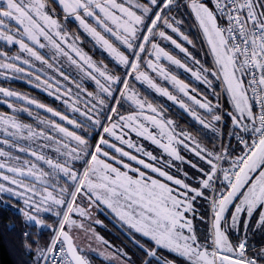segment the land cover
I'll list each match as a JSON object with an SVG mask.
<instances>
[{
    "label": "snow or ice",
    "instance_id": "snow-or-ice-1",
    "mask_svg": "<svg viewBox=\"0 0 264 264\" xmlns=\"http://www.w3.org/2000/svg\"><path fill=\"white\" fill-rule=\"evenodd\" d=\"M56 2L62 7L66 19L72 17L78 21L79 26L111 55L118 66H126L127 75L112 74L107 65L97 64L83 52L76 44L79 37L66 31L59 20L50 14L47 0H0V41L18 46L19 49L13 56L0 51V75L11 72L21 78L31 77L37 88L43 87L49 95L61 100L83 120L70 119L68 115L8 88L0 87V94L7 98L16 97L44 109L73 126V129L84 131L86 128L102 127L100 138L92 150L84 135L69 130L55 120H41L40 124L44 127L37 131L30 124L20 123L13 115L0 113V130L6 136L0 143L17 148L18 152L26 153L49 168V171H45L37 162L21 160L19 156L0 149V205L15 208V204H9L3 198V194H8L17 203H23L22 208L15 210L22 215L26 226L48 228L54 233L49 242L42 244L38 238L32 239V233L23 232L21 247L24 252L33 256L34 264H90L66 230L74 226L83 227L72 218L73 213L87 216L86 209L76 203L77 197L82 196L87 197L92 204H104L131 230L154 243L152 248L138 243L143 252L139 264H153V261L156 264H175L159 256L161 250L175 253L188 264H264V248L248 255L252 221H256L253 234L264 230V0H214V9H210L202 0H191V11L213 57L215 70L210 73L176 39L166 34V30L170 29L188 44L193 43L180 32L182 22L174 16L165 15V12L177 7V0ZM81 12L84 17L94 19L96 27L86 23ZM161 22L165 30L157 31ZM97 28L113 37L135 59L121 52ZM156 37L170 41L176 49L193 60L198 70L186 67L159 43L153 42ZM45 48L52 52L51 61L46 54H41L40 50ZM145 52H148L149 57L143 61L147 69L170 82L192 105L204 110L206 116L198 114L194 107L167 88L160 87L147 71H141L142 54ZM162 59L190 72L197 81L207 84L209 88L212 82L207 78L208 75L217 79L222 77L224 90L233 109L227 113L232 126L228 136L237 140V145L241 147L240 154L233 155L235 148L222 141L218 148L215 145L211 149L202 146L192 133L178 130L172 119H166L162 108L142 98L131 87L129 79L135 74L137 81L145 83L188 113L206 130L205 134L211 132L213 136L222 137L223 132L218 125L222 124L223 118L215 114L220 108L219 101L213 104L207 97L197 99L191 94L196 89H190L188 84L164 68L160 64ZM62 61L74 65L84 77L95 81L98 91L87 92L90 99L84 101L83 109L79 107V92L85 90L81 89L80 84H76L78 93L73 96L71 89L62 91L64 86L61 81L49 75L51 71L64 81L69 80L63 68L58 66ZM35 62H39L42 67L37 68ZM127 66H130L131 72ZM121 82L122 88L119 87ZM117 89L119 96L116 95ZM108 99L116 103L110 105L106 102ZM122 100L134 106L126 115L118 112ZM8 106L12 107L11 104ZM14 111L29 112V109L24 107ZM103 117L107 119L106 126ZM133 133L158 146L173 160L189 163L199 173V187H192L185 180L174 178L163 170L160 165L171 167V161L158 159L143 145L135 143L131 138ZM105 136L118 141L121 146L105 139ZM21 140L44 143L39 147L35 143L17 147ZM52 145H55L54 151L63 157V162L53 160L42 151ZM104 146L119 154V158L110 156L108 151L103 150ZM124 146L151 162L124 150ZM177 146L193 152L201 163L186 161ZM89 156L90 159H86ZM125 157L145 170L158 173L177 187H171L146 175L145 171L132 167L124 162ZM77 161L86 162L82 172L73 167ZM184 177L187 179L188 174L184 173ZM61 179L65 181L64 185H60ZM209 189L211 196L206 194ZM198 198L208 202L211 212L210 219L199 217L201 220L208 219L210 225L203 242L194 227V219L198 215L195 201ZM45 213L55 216L58 225L46 224L42 218ZM189 213L192 214L191 218ZM4 227L12 231L15 224L8 223ZM241 228L244 230L243 239L233 244L229 233L232 230L239 232ZM96 239L107 243L99 236ZM113 258L119 260L120 264H137L122 249L117 250Z\"/></svg>",
    "mask_w": 264,
    "mask_h": 264
},
{
    "label": "trees",
    "instance_id": "trees-1",
    "mask_svg": "<svg viewBox=\"0 0 264 264\" xmlns=\"http://www.w3.org/2000/svg\"><path fill=\"white\" fill-rule=\"evenodd\" d=\"M52 3H54L55 8L60 9V7L55 4V2L52 1ZM188 5L189 6L187 7L186 0H177V7H174L171 11L165 12V15L174 16L176 20L180 19V21L184 23V25L188 29V36L192 39L193 45L195 46V48H193L192 50L194 54L197 56V60H199L203 68H207L210 73L213 71L211 69V64H210L211 56L209 57V50L205 43L204 37L193 17L190 8V3ZM53 16L61 22L62 20H64L63 15L61 13L53 14ZM65 25L66 28L70 29L73 34L81 38V44L83 48L90 54L91 58H93V61H95L97 64L107 65L110 72H112V74L114 75H121V76L125 75V68L122 65L118 66L116 62L112 59V57H110L107 53H105L104 50L101 49V47L95 45L94 42L90 39V37L83 34L81 29L76 26L75 21L67 19ZM157 39L158 37H156L153 42L157 41ZM150 45L151 44H149V47ZM47 50L48 49H46V51L42 49L40 51L41 54H46L47 58H49L51 61L52 58H50V56L48 55L49 50L48 51ZM149 50L151 49L149 48ZM0 51H6L9 56H13L17 54L19 49L18 46L7 45L3 41H0ZM148 58H149L148 52L142 54V64H141L142 69L146 67L143 61ZM62 64H65L66 67L62 66ZM35 65L37 68L42 67L39 64V62H35ZM21 66L27 67L24 65ZM58 66L63 68V70L65 71V75L69 77V80L64 81L56 73L51 71H49V75H54L58 80L61 81V83L64 86L62 91L71 89L73 96H75L78 93L76 84H80L81 89L85 90L79 92V95L81 97L79 107L83 109L84 101L90 99L87 96V92L96 93L98 91L95 81L88 79L87 77H84L83 74L79 72V70L74 65H69L67 62L62 61ZM179 75L183 79L187 80V82L190 84L192 88H195L200 92H202L201 89L208 88V90L213 93L212 95L209 94V99L210 101H212L213 104L217 103V100L219 101L220 108L216 111L215 114H220L222 115L223 118L222 124L218 125V127H221L222 129L223 132L222 137L213 136L211 132H207V134H205L206 130L202 129V127L199 125L197 121L193 120V118L188 114L186 115L184 110L178 107V105H176L172 101L167 100L166 97H163L162 95L156 93L146 84L137 81L135 79V74L131 76V78L129 79V83L136 92L142 91V94H140L142 98H145L149 102L153 103L155 106L162 108L165 112V118L172 119L175 122V124L178 126V130L183 129L187 132L192 133V135L198 139V141L201 143L202 146H206L207 148L211 149L215 145L218 148L222 141L224 144L226 145L230 144L232 148H235V152L233 153V155L240 154L241 147L237 145V142L233 139V137L228 136V133L232 130L231 120L227 115L228 112H231L230 111L231 106L224 97L225 96L224 91L221 89L217 78L208 75L207 78L212 82V87L209 88L208 85L203 82L201 84H198L188 76H184L183 74L180 73ZM30 80L31 82H29ZM35 83L36 82L31 77L21 78L17 74H13L11 72L6 73V75H0V87L8 88L12 91L20 93L22 96H27L30 99H35L36 101L46 105L47 107H51L54 110L59 111L64 115H68L70 119L83 120V117H79L78 113L71 112V110L61 100H57L54 98V96L49 95L48 92H46L43 87L37 88L35 86ZM117 92L118 89L116 91V95ZM119 95L120 93H118V96ZM106 102L110 105H114L116 103V101L111 99H108ZM9 104L12 105L11 108L8 106ZM121 105L122 107L118 108V112L122 115H126L129 111L133 110L134 108V106H132L126 100H122ZM24 107H27L29 109L31 115L29 114V112L14 111V109L19 110ZM0 112L6 115L15 116L20 123L30 124L37 131L40 128L44 127V125L40 124L41 120L43 119L55 120L57 123H61L62 126L68 127L69 130H75L77 131V134L84 135L85 138L88 139L89 145L93 150L96 142L100 138V134L102 133V127L86 128L84 131L73 129V126L68 125L67 122L65 121H60L58 117L52 116L51 113H47L44 109H39L35 105H30L27 103V101L20 100L16 97H11V98L4 97L2 94H0ZM183 113L185 114V116L181 115ZM102 119L104 125L106 126L107 125L106 117H103ZM1 138L5 139L6 136H1ZM131 138L138 145H143L145 150L151 151L155 156H157L158 159L162 158L165 161H171L172 163L171 167H164V165H160V166L162 167L163 170L173 175L174 178L185 180V182L189 183L190 186L192 187H199L197 183V180L199 178V173L196 171V169H193L189 163L187 162L181 163L180 161L173 160L171 157H168L166 154H164L163 150L160 149L158 146L153 145L148 140L135 136L134 133L131 134ZM105 139H109L110 142L116 143L117 146H121L118 141H114L110 137L105 136ZM27 146H30V144L27 145L24 143H20V141L17 144V147H27ZM51 147L52 150H48V149L44 150L43 151L44 154L46 156L51 157L53 160H60V162H63V157L54 151L55 145H52ZM8 150L13 156L17 155L22 160L27 159L32 162H37L33 157L27 155L26 153L18 152L17 148L8 149ZM103 150L108 151L110 156L115 155L119 158V154L115 153L112 149H109L106 146H104ZM124 150L131 151V154L138 155L140 158L146 159V162H151V161H147V158L143 157L142 154H138L134 150L127 149L126 146H124ZM177 150L181 156L185 157L186 161H191L192 163H196V164L201 163L193 152L183 148L182 146H177ZM101 159H105V158L101 157ZM123 160L124 162L129 163L132 167L139 168L141 171H145L146 175L151 176L153 179L160 180L162 183H167L171 187L174 188L177 187L173 185L171 182L167 181L164 177H160L158 173H152L150 170H145L143 169L142 166L137 165L134 161H129L126 157L123 158ZM84 162L85 161L74 162L73 165L74 169L78 171L81 170V168L84 165ZM107 162L113 163V161L111 160H107ZM37 163L39 164V166L43 167L45 171H49L47 165L43 164L42 162H37ZM121 170L123 171L124 169L121 168ZM184 173L188 174L187 179H185ZM129 174L134 175L133 173H129ZM26 183H31V181H26ZM59 183L60 185H64L65 181L61 179ZM217 190H219V188ZM206 194L208 196H211V190L210 189L206 190ZM5 198L7 199L9 204H15V208L4 207L3 205H0V264H34L33 256L26 254L21 247L22 233L28 231L32 233V239L38 238L40 243L44 244L50 241L53 232L48 228L37 229L35 227L26 226L22 215L17 214L15 210L16 208H22L23 203L22 202L17 203L15 199L9 198L8 196H5ZM87 202L91 203L87 197H82V196L77 197L76 203L80 207L85 208L84 206L86 205ZM92 206L95 207L94 208L95 211L91 210L89 213H87V216L82 217L79 215V213H73L72 218L84 220V222H86L90 228H92L95 232H97V234L99 235V237L103 239V241L107 242L105 243L106 246H108L109 248H116L117 250L122 249L126 251L139 264V261L143 259V252L138 247V243L149 248L154 247V243L150 241L147 237L142 236L140 233H136L134 232V230H131L126 224L121 222L115 216V214L110 209H108L104 204L97 202L95 204H92ZM195 208L197 209L198 215L194 219V227L197 232V235L200 237L202 241L204 239L203 236L205 237V235H207L210 225L208 219L201 220L199 217L204 216L206 218H209L208 217L209 204L203 198H198L195 201ZM188 216L191 218L192 214L189 213ZM42 218L45 220L46 224L57 225L58 223V220L55 216L48 215L47 213L43 214ZM8 223L15 224V228L12 231H8L4 227V225ZM251 231L252 229L249 230V236L252 234ZM37 232H39L38 237H37ZM249 241L253 242L252 237H249ZM158 255L163 256L168 260H172L178 264H188V262L185 259L176 256L166 250H161L158 253ZM92 261L99 264L102 260L98 257H93ZM153 264H156V262L153 261Z\"/></svg>",
    "mask_w": 264,
    "mask_h": 264
},
{
    "label": "rangeland",
    "instance_id": "rangeland-1",
    "mask_svg": "<svg viewBox=\"0 0 264 264\" xmlns=\"http://www.w3.org/2000/svg\"><path fill=\"white\" fill-rule=\"evenodd\" d=\"M57 6L60 7V9L58 8H55L54 6V3ZM118 2H120V0H118ZM141 2H143V0H141ZM203 3L206 4V6H208L210 9H213L212 7V0H202ZM47 3H48V8L50 10V14H56V13H61L63 15V18L64 20L59 21L61 23V25L64 27V29L66 31H68L69 33H71L73 36H76L75 34L72 33V31L70 29H67L66 28V25L65 23L67 22V19L65 18V13L63 12L62 10V7L56 2V0H47ZM191 4V1L189 0H186V5L187 7L189 6L188 4ZM51 10H54V13L51 11ZM81 16L85 19L86 23H88L89 25L93 26V27H96V22L94 19L92 18H89V17H84L83 16V12L80 13ZM55 18V17H54ZM57 19V18H56ZM68 19L72 20V21H75L74 18L72 17H69ZM180 21V19H179ZM76 23V26L78 28L81 29L82 33L87 35L88 37H90V39L94 42L95 45H98L96 44L95 40L86 32L84 31L83 28H81L79 26V23L78 21H75ZM146 23H150V21H146ZM159 30H165L163 28V24L161 22V26L160 28L157 29V31ZM97 31H100L102 34L105 35V37L107 39L110 40V42H112L114 44L115 47H117L121 52H124L125 55H128L130 59H135V57L131 56V54L123 47L121 46L117 41H115V39L113 37H111L110 35H107L105 33H103V30L101 28H97ZM144 31L146 32V29H144ZM180 32L183 33L184 35H187L188 36V29L187 27L184 25V23H181L180 25ZM166 34L169 35V36H172L173 39H176L178 43H180L182 45V47L186 48L188 50L189 53H191L192 57H194L196 60H197V56L194 54L193 52V48H195V46L193 45V43L190 45L188 44L186 41H184L181 36L177 33H172L170 29H167L166 30ZM78 37V36H77ZM188 38L192 41V39L188 36ZM142 39V37H141ZM155 43H159L164 49L165 51H168L171 55H173L174 57H176L177 59L181 60L182 63H184L186 65V67L188 68H191V69H195L197 70V65L193 62L192 59L188 58L184 53H182L179 49H176L174 45H172L170 43V41H166V40H161L159 37L157 39V41H155ZM76 44L79 48L82 49L83 52H85L88 56H90V54L83 48L82 44H81V38L79 37V39L76 41ZM99 47H101L100 45H98ZM149 47V45H148ZM151 49V45L149 47ZM208 50H209V57L211 56L210 58V64H211V69L214 71L215 70V65H214V61H213V57L210 53V49L209 47L207 46ZM46 49L48 48H45L44 50L46 51ZM102 49V47H101ZM49 50V51H48ZM48 55L50 56V58H52V52L50 51V49H48ZM103 50V49H102ZM126 51V53H125ZM105 53H107L110 57L111 55L106 51L104 50ZM91 57V56H90ZM113 59V58H112ZM93 60V58H92ZM114 60V59H113ZM141 64H142V60H141ZM160 64L166 68L171 74L173 75H176L180 80H182L184 83L188 84L190 89L192 88L190 86V84L187 82V80L183 79L180 75V74H183L184 76H188L190 78H192L196 83L198 84H201L202 82L200 81H197L192 75L190 72L186 71L185 69H182V68H179L178 66H175V65H172L170 64V62H168L167 60H164L162 59L160 61ZM103 65V64H102ZM62 66L66 67L65 64H62ZM123 66V65H122ZM124 68L126 66H123ZM128 68V71L131 72V68L130 66H127ZM141 71H147L148 74L151 76V78L160 86V87H163V88H167L169 90V92L171 91L172 94L174 95H178V97L182 100H184L185 103L189 104L190 107H194L195 110L198 112V114L202 115V116H205L206 113L204 112V110H201L199 109L197 106H194L192 105V102L189 101L186 97H183L182 94L178 93L177 89L170 83V82H167L165 81L164 79H162L161 77H159L156 73L152 72L151 70L147 69V67H144L142 69V65H141ZM127 73L125 72V75L126 76ZM219 84H220V87L221 89L224 91V97L226 98V100L229 102L230 106H231V109L230 111H232V105L230 103V100H229V97H228V94L227 92L224 90V85H223V80H222V77L217 79ZM140 82V81H139ZM142 83V82H140ZM145 84V83H144ZM120 88L123 87V83L121 82ZM208 88H204V89H201L202 92L196 90L195 93H191L192 95L196 96L197 99H203L204 97H207L208 100L209 99V94H213L212 92H210L208 90ZM118 93H119V90L117 92V96H118ZM139 94H142V91H138ZM177 105V104H176ZM179 107V106H178ZM1 113V112H0ZM4 114V113H2ZM185 114L187 115L188 113L185 112ZM185 114H181L183 116H185ZM6 115V114H5ZM189 115V114H188ZM190 116V115H189ZM194 120V119H193ZM1 136H5V134L3 133L2 130H0V141H3L4 139L1 138ZM20 143H24V144H27V145H31L33 143H35V145L37 147H39L40 144L44 143L43 141H36V142H31V141H23L21 140ZM0 149H3L4 151H7V152H10L8 149H15L14 147H10L9 145H6V144H3V143H0ZM44 150H47V149H42V151ZM48 150H52V147L49 148ZM93 150V149H92ZM15 156V155H14ZM17 156V155H16ZM86 159H90V156L87 157ZM22 160V159H21ZM32 162V161H31ZM86 167V162H84V165L83 167L81 168V170H79L80 172L83 171V168ZM5 196H8V194H3V198H5ZM87 213H89L91 210H94L95 211V207L92 206L91 203L87 202L86 205L84 206ZM209 212V219L211 217V212H210V208L208 210ZM77 221L78 224H82L83 227H73L72 229H66L68 230L72 235L73 239H74V242L77 244V246L79 247V249L82 250V254L85 255V257L90 261L91 264H98V263H95L93 262V257H98L100 258L102 261L99 263V264H120L119 260L113 258V254L114 253H117V249L116 248H109L108 246H106L105 243H102L100 240H97L96 237L99 236L97 234V232H95L92 228L89 227V225H87L86 222H84V220H81V219H74ZM59 223V221H58ZM57 223V225H58ZM52 236H53V233H52ZM51 236V238H52ZM244 236V235H243ZM243 236L239 238V241L241 239H243ZM204 238V236H203ZM51 240V239H50ZM237 240V238H236ZM203 242V240H202ZM234 244H238V241L235 242ZM255 248L254 246H252V249ZM260 249H258L259 251ZM167 251V250H166ZM257 252V251H256ZM174 255H176L175 253H172ZM178 256V255H176ZM133 260H135L133 257H132ZM138 264V263H137ZM175 264H178L175 262Z\"/></svg>",
    "mask_w": 264,
    "mask_h": 264
},
{
    "label": "flooded vegetation",
    "instance_id": "flooded-vegetation-1",
    "mask_svg": "<svg viewBox=\"0 0 264 264\" xmlns=\"http://www.w3.org/2000/svg\"><path fill=\"white\" fill-rule=\"evenodd\" d=\"M229 219H230V213H229ZM255 226H256V221L253 220L252 221V229H254ZM251 232H252V234L249 237H252L253 242H250L248 239V255L249 256L253 255V253L258 251V249H261L264 247V230L255 232V234H253V231H251ZM243 235H244L243 228H241L239 232L232 230L229 233V239L233 244L237 241L239 243V238L242 237ZM236 238H237V240H236ZM252 246H254L255 248L252 249Z\"/></svg>",
    "mask_w": 264,
    "mask_h": 264
},
{
    "label": "water",
    "instance_id": "water-1",
    "mask_svg": "<svg viewBox=\"0 0 264 264\" xmlns=\"http://www.w3.org/2000/svg\"><path fill=\"white\" fill-rule=\"evenodd\" d=\"M192 14H193V17H194V19H195V21H196V23H197V25H198V27H199V24H198V21L196 20V18H195V14L192 12ZM199 29H200V27H199ZM200 31L202 32V30L200 29ZM202 35H203V33H202ZM204 37V36H203ZM204 39H205V37H204ZM205 42H206V40H205ZM206 44H207V42H206ZM208 46V45H207ZM209 47V46H208ZM83 170H84V168H83ZM70 199V198H69Z\"/></svg>",
    "mask_w": 264,
    "mask_h": 264
},
{
    "label": "built area",
    "instance_id": "built-area-1",
    "mask_svg": "<svg viewBox=\"0 0 264 264\" xmlns=\"http://www.w3.org/2000/svg\"><path fill=\"white\" fill-rule=\"evenodd\" d=\"M212 7H213V9H214V0H212ZM221 23H222V25H223V22L222 21H220ZM257 111H258V108L256 109ZM233 139L237 142V140L233 137Z\"/></svg>",
    "mask_w": 264,
    "mask_h": 264
}]
</instances>
